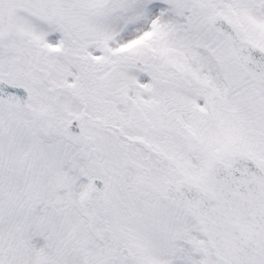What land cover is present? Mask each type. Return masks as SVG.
I'll return each instance as SVG.
<instances>
[{
  "label": "snow or ice",
  "instance_id": "1",
  "mask_svg": "<svg viewBox=\"0 0 264 264\" xmlns=\"http://www.w3.org/2000/svg\"><path fill=\"white\" fill-rule=\"evenodd\" d=\"M0 264H264V0H0Z\"/></svg>",
  "mask_w": 264,
  "mask_h": 264
}]
</instances>
